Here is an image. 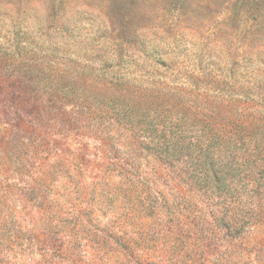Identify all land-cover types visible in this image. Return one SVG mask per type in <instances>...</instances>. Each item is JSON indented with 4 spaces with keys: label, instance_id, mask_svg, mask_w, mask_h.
I'll return each instance as SVG.
<instances>
[{
    "label": "rangeland",
    "instance_id": "1",
    "mask_svg": "<svg viewBox=\"0 0 264 264\" xmlns=\"http://www.w3.org/2000/svg\"><path fill=\"white\" fill-rule=\"evenodd\" d=\"M256 138L264 0H0V264H264Z\"/></svg>",
    "mask_w": 264,
    "mask_h": 264
},
{
    "label": "trees",
    "instance_id": "2",
    "mask_svg": "<svg viewBox=\"0 0 264 264\" xmlns=\"http://www.w3.org/2000/svg\"><path fill=\"white\" fill-rule=\"evenodd\" d=\"M128 101V98L124 94H122V104H124L125 109H135V104H129ZM207 131H211L210 128H202L200 133L205 134ZM200 143L201 140L199 139V137H196V140L190 141L189 144L190 146L199 147ZM262 153H264V140L259 141L258 138H256L252 146V151L249 154L251 157H257ZM211 178L215 180L219 179L217 178V175H213Z\"/></svg>",
    "mask_w": 264,
    "mask_h": 264
}]
</instances>
